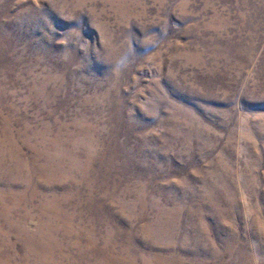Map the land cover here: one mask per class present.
<instances>
[{"label":"rangeland","instance_id":"1","mask_svg":"<svg viewBox=\"0 0 264 264\" xmlns=\"http://www.w3.org/2000/svg\"><path fill=\"white\" fill-rule=\"evenodd\" d=\"M0 264H264V0H0Z\"/></svg>","mask_w":264,"mask_h":264}]
</instances>
